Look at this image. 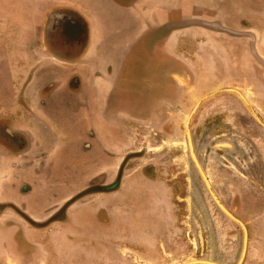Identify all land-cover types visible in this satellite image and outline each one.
<instances>
[{
  "label": "rangeland",
  "instance_id": "374dc122",
  "mask_svg": "<svg viewBox=\"0 0 264 264\" xmlns=\"http://www.w3.org/2000/svg\"><path fill=\"white\" fill-rule=\"evenodd\" d=\"M33 2L0 0L2 77H8L10 63L18 65L15 58L20 57L19 50L35 48L36 30L30 22ZM45 19L43 15L37 25L39 31ZM244 47L249 49L247 44ZM138 68L145 72L144 91L149 97L143 101L145 120L121 123L124 129L118 133L119 152L100 154L101 170H89L88 164L81 171L38 170L37 185L22 175V186L12 193L23 195L20 201L0 203V264H184L208 257L220 261H206L238 264L243 230L211 197L191 158L185 124L198 99L226 88L239 91L264 122V101L248 100L254 94L264 97V82L255 89L220 86L206 90L202 67L196 84L181 75L185 86L183 101L178 103L174 100L176 82L172 87L156 84L163 68L155 71L149 67L148 72ZM165 93L169 98L163 100ZM232 94L242 101H209ZM206 104H219L215 107L216 120L229 113L232 117L245 116L264 133V126L237 93L221 91L211 95L194 114ZM232 108L234 111L228 112ZM252 141L251 148L264 163V137ZM217 142L220 148L227 144V140ZM248 144L251 145L249 141ZM248 144L241 146L248 148ZM220 148H213L207 155L198 146L199 161L206 167L202 169L221 203L247 229V250L241 264H264V168H212L213 163L224 162L216 150ZM25 173L28 175V171ZM227 191L240 200L229 198ZM47 193L49 201L23 200L26 194L46 199L41 195ZM73 207L71 215L69 209Z\"/></svg>",
  "mask_w": 264,
  "mask_h": 264
},
{
  "label": "crops",
  "instance_id": "0c3cea01",
  "mask_svg": "<svg viewBox=\"0 0 264 264\" xmlns=\"http://www.w3.org/2000/svg\"><path fill=\"white\" fill-rule=\"evenodd\" d=\"M46 1L51 9L69 6L79 17L67 24L68 48L46 52L37 35L35 48L18 51L8 77L0 72V203L20 201L23 195L12 193L22 186V175L37 185L38 170L81 171L87 164L101 170L100 154L119 152L121 123L145 120L149 97L138 67L163 68L156 84L171 87L183 81V65L203 67L205 74L215 65L239 67L214 65L210 58L225 56L237 43L246 50L245 37L182 23L216 22L238 35H254L264 49V0ZM48 195L26 194L23 200L49 201Z\"/></svg>",
  "mask_w": 264,
  "mask_h": 264
},
{
  "label": "flooded vegetation",
  "instance_id": "af4514ba",
  "mask_svg": "<svg viewBox=\"0 0 264 264\" xmlns=\"http://www.w3.org/2000/svg\"><path fill=\"white\" fill-rule=\"evenodd\" d=\"M49 4L51 3H47L46 0H34L31 9L32 13H30L32 16L30 17V22L33 26H35L36 35L34 37L37 39L38 35V39L41 42L42 49L46 52L55 49V51L59 53L65 48H68L71 42L68 35V31L66 29L67 24L74 22V20H78L79 16L77 13H74L73 15V11L69 6H61L56 4V7L54 9H51L48 7ZM69 12H71V14H68ZM43 15H46V19L42 23V28L39 31L37 25L40 24L41 17ZM242 25L247 26L246 21H243ZM227 35L237 38L245 37L247 39L246 44L249 49H238L237 47L239 46V44L237 43L236 49L227 52L225 56L211 57L210 59H212V63L214 65L222 62L225 64L230 63V65H239V67L236 69H228L226 66L223 67V65H215L214 67L209 68L210 70L207 71L208 74H206V77L203 78L205 79L204 89L207 90L220 86H231L239 90H242L244 88L255 89L259 87L261 83L264 82V49H259L257 47V41L254 40V35H251L250 33H245L243 34L244 36L240 34V36L238 35V33L236 35L234 33L227 32ZM181 70V75H186V77H189V83L196 84V79L198 78V74L201 72V67H193L190 69L189 67L183 65L181 67ZM178 73L180 74V71ZM175 82L177 90L175 92L174 100L179 103L180 101H183L182 89L185 85L184 83L180 82L179 79H176ZM203 94L204 93H202L201 95ZM243 94L247 97L245 93ZM248 100L264 101V97L258 94H254L253 97L248 98ZM209 101L242 100L238 96L232 94V96H227L221 99H211ZM222 104L224 103H221V105ZM225 105L226 104H224L223 106ZM216 106H219V104H206L204 106H201L194 114L190 122L189 131L191 142L193 146V151L198 159L199 164L202 165L203 163L202 161H199L200 159L198 157L197 151L198 146L203 148L205 154L209 155L212 153L211 150L213 148H220L217 145V141L227 140V144L223 145L220 149H216L221 152L220 157L224 160V162H215L213 163L214 166L212 168L223 170L247 169L254 171L256 170V168H264L262 158L260 156H257V154H255L256 151L252 149V140L259 141L261 137H264V133H262L258 128H256L252 124V122H250L245 116L243 118L238 115L232 117L233 115L229 113L228 117L225 115L223 116V119L216 120ZM232 111H234L233 108L232 110L230 109L228 112ZM248 141L251 143V145L248 144ZM245 142H247L249 146L248 148L241 146V144H245ZM206 159L208 161V156ZM201 167L203 169H206V167H204L203 165ZM254 171L253 173L255 174ZM228 186L229 184H227V187ZM227 195L233 200H240L239 197H236V195H231L229 191H227ZM159 254L160 259L164 258V256H161L163 255V252L160 251ZM207 259L220 261L218 258L214 257H208ZM207 259L205 258L201 260Z\"/></svg>",
  "mask_w": 264,
  "mask_h": 264
},
{
  "label": "water",
  "instance_id": "95a60500",
  "mask_svg": "<svg viewBox=\"0 0 264 264\" xmlns=\"http://www.w3.org/2000/svg\"><path fill=\"white\" fill-rule=\"evenodd\" d=\"M184 24H198V25H202V26H205V27H209V28H212V29H215V30H220V31H226L228 33H234V34H237L236 32H233L227 28H224L222 27L220 24L214 22V23H210V22H204V21H191V22H186V23H182V25ZM221 91H231V92H235L237 93L245 102V104L249 107L252 115L255 117V119L264 126V122L259 118V116L255 113V111H253L249 105V103L246 101V99L244 98V96L237 90L235 89H231V88H226V89H221V90H217L213 93H210L208 95H205L203 96L202 98L198 99L194 105V107L192 108L188 118H187V121H186V124H185V130H186V135H187V141H188V145H189V150H190V155H191V158L192 160L194 161L195 163V166L197 168V170L199 171L211 197L213 198V200L215 201V203L218 205V207L228 216L230 217L231 219H233L234 221H236L242 228L243 230V234H244V242H243V247H242V252H241V256H240V259H239V262L238 264H241L243 259H244V256H245V253H246V250H247V229L245 227V225L243 224V222L241 220H239L238 218H236L222 203L221 201L219 200V198L217 197V195L215 194V192L213 191L212 189V186L205 174V172L203 171L201 165L199 164L198 162V159L193 151V146H192V142H191V137H190V131H189V121L192 117V115L194 114L196 108L199 106V104L206 98L210 97L211 95H214L216 93H219ZM184 264H218V263H215V262H211V261H206V260H195V261H188Z\"/></svg>",
  "mask_w": 264,
  "mask_h": 264
},
{
  "label": "bare ground",
  "instance_id": "6f19581e",
  "mask_svg": "<svg viewBox=\"0 0 264 264\" xmlns=\"http://www.w3.org/2000/svg\"><path fill=\"white\" fill-rule=\"evenodd\" d=\"M192 261H195V260H192Z\"/></svg>",
  "mask_w": 264,
  "mask_h": 264
}]
</instances>
